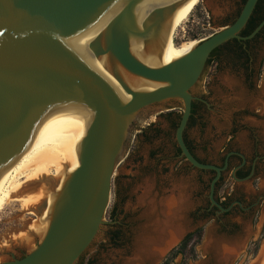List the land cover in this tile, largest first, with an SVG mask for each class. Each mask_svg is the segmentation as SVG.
<instances>
[{"label":"water","instance_id":"1","mask_svg":"<svg viewBox=\"0 0 264 264\" xmlns=\"http://www.w3.org/2000/svg\"><path fill=\"white\" fill-rule=\"evenodd\" d=\"M188 1L0 0V177L25 145L60 129L91 127L81 144L80 166L61 190L55 178H47L54 202L45 237L35 238L33 250L21 241L3 248L1 264H78L106 224L115 171L135 125L177 102L183 106L175 133L180 158L215 173L211 207L230 211L215 199L228 162L220 168L197 160L185 131L198 100L193 90L211 55L233 40L254 38L264 20L249 36L240 35L260 1L247 0L234 22L164 66L169 25ZM40 184L28 183L23 195L38 192ZM45 206L33 211L37 217Z\"/></svg>","mask_w":264,"mask_h":264},{"label":"rangeland","instance_id":"2","mask_svg":"<svg viewBox=\"0 0 264 264\" xmlns=\"http://www.w3.org/2000/svg\"><path fill=\"white\" fill-rule=\"evenodd\" d=\"M243 6L244 0H201L175 35V44L191 40L199 43L209 38L219 31V26L232 23ZM211 10L222 12L221 16H213ZM263 58L264 43L255 52V75L248 81L242 66L223 54L219 61L207 64L193 90L198 98L194 101L198 112L185 131V140L202 163L223 168L226 157L230 158L215 193L216 201L221 205L226 203L225 208H231L230 211L220 212L211 207L208 195L215 174L194 169L180 158L175 125L179 124L183 106L180 102L168 105L167 108L173 109L149 112L135 125L115 171L111 200L104 215L106 224L78 264H162L166 260L170 264H219L213 262L215 251L213 256L202 250L207 237L226 234L225 231L236 234L245 223L253 232L243 260L253 262L264 258V112L257 99L264 87V68L259 66ZM235 155L247 159L253 170L249 177L234 178L233 171L240 163ZM174 194L183 203L178 213L185 208L191 221L188 232L203 229L195 254L189 250L185 254L177 253V244L153 262L137 261L136 243L148 222L144 215L147 205L153 198L161 203L163 199L174 198ZM180 196H185L184 200ZM28 210L15 201L0 212V252L25 242L30 232H34L32 226L37 216ZM227 213L240 217V225H224L229 218ZM211 219L210 225L214 227L209 235L206 223ZM25 250L28 251L26 245ZM4 260L0 255V264Z\"/></svg>","mask_w":264,"mask_h":264},{"label":"bare ground","instance_id":"3","mask_svg":"<svg viewBox=\"0 0 264 264\" xmlns=\"http://www.w3.org/2000/svg\"><path fill=\"white\" fill-rule=\"evenodd\" d=\"M200 1L189 0L169 25V35L162 48L164 66L183 58L199 44L191 40L176 45L174 40L183 22ZM261 96L264 100V89ZM260 100L261 98L258 99ZM90 128H66L47 134L25 145L23 150L6 164L0 177V212L15 201L24 209H29L28 212L32 214H35L33 211L38 212L46 205L45 212L41 217L36 218L32 226L34 236L25 239L29 250L36 248L35 238L39 241L43 240L49 227L54 194L47 178H55L56 191L61 190L68 174L73 173L80 166L81 144ZM35 181L41 182L38 192L24 196L26 185ZM17 196L19 197L16 198ZM182 204L179 199L166 198L161 203L155 198L151 199L144 212L148 219L147 225L142 228L136 243L137 261L157 260L182 236L185 228L181 222L182 212L178 213Z\"/></svg>","mask_w":264,"mask_h":264},{"label":"crops","instance_id":"4","mask_svg":"<svg viewBox=\"0 0 264 264\" xmlns=\"http://www.w3.org/2000/svg\"><path fill=\"white\" fill-rule=\"evenodd\" d=\"M173 197L174 198L172 197L171 198L176 199L175 194ZM180 198L184 200L183 198H185V196L183 197L180 196ZM230 215L231 214H229V218L226 220V222L222 220V222L225 223L224 225L228 223L240 225L242 219L240 217L234 218ZM212 221L213 220H209L206 223V225L209 226L208 228L209 235L211 233V229L214 227L210 225ZM182 223L185 226L184 233L182 235H184L185 237V235L189 233L188 231L191 229V221L186 215L185 208L182 211ZM252 232H253V228L249 226L248 223H245L243 224L241 231H239L236 234L229 235L227 233L226 234L223 233L221 235L216 234V236L210 235L207 237V240L203 244L202 250L204 252L208 251L205 254H209V255L211 254L213 256L215 251L216 256L213 262L219 264H229L233 261L234 264H264L263 257L255 259L253 262L250 260L248 262L243 260V258H245V254H246L245 252L250 242Z\"/></svg>","mask_w":264,"mask_h":264},{"label":"flooded vegetation","instance_id":"5","mask_svg":"<svg viewBox=\"0 0 264 264\" xmlns=\"http://www.w3.org/2000/svg\"><path fill=\"white\" fill-rule=\"evenodd\" d=\"M239 14H238V16H239ZM255 16L256 17L264 16V0H261V2L259 3V9H258V11H257V13H256ZM263 20H264V18H263ZM245 29H246V27H245ZM244 30L242 32H244ZM242 32L240 34L241 36H243L242 35L243 34ZM243 37H247V36H243ZM262 43H264V27H263V29L254 38H252L250 40H246V41H243V40H235L234 41L233 40V41H231V42L223 45L222 47H220L219 49H217L211 55L210 60H212V61L218 60L219 61L221 55L224 54L229 59H231V61L239 63V65H241L242 68H243V70H244V73L246 75L247 80L248 81H252V79L254 78V75H255V69H254V66H253L254 65L255 52L259 49V45L262 44ZM210 60H209L208 63H210ZM259 66H260V68H264V58L260 62ZM258 87H261V85H259ZM263 89H264V87H262V89H261L260 93L258 94L257 98H261L262 101L260 100L261 101L260 104L262 105V109H263V112H264V104H263L264 100H263V98L261 96ZM193 104H197V103L194 102ZM194 117H195V115H194ZM235 156L238 157V158H240V163L237 165V167H239V168L236 170V175L238 177H241V179L242 178L249 177L251 171H253V170L251 169L250 166H248L247 159H245V161H244L239 155H235ZM229 159L230 158L226 157V159L224 160L223 167L226 165V161L228 162V166H229V164H230V162H229L230 160ZM212 173H214V172H212ZM222 205H224V207H225L226 206V203H224V204L222 203ZM206 214L207 213L205 212V217L207 218ZM229 214L230 213H227L226 216H228ZM211 220H213V219H211ZM194 232L187 233L185 235L184 239L179 243V246L181 245V243H183V241H185V239L190 234H192ZM225 232L226 233H230L232 231H225Z\"/></svg>","mask_w":264,"mask_h":264},{"label":"trees","instance_id":"6","mask_svg":"<svg viewBox=\"0 0 264 264\" xmlns=\"http://www.w3.org/2000/svg\"><path fill=\"white\" fill-rule=\"evenodd\" d=\"M247 0H244V4L246 3ZM261 2V0L258 2L257 6H256V9L252 15V17L250 18L247 26H246V29L244 30V32H242L243 36H248L249 34H251L259 25L260 23L262 22L264 16H261V17H256V13L259 9V3ZM235 41V40H234ZM210 62H212V60H210ZM197 105L196 104H193V110H192V116L190 118V122H189V125L193 122L194 120V115L197 114ZM176 128L178 126V124L175 125ZM187 143V142H186ZM188 145V143H187ZM189 149L191 150L190 146L188 145ZM178 150V154H180V150L177 148ZM192 152V150H191ZM202 237H203V229H199L197 231H195L194 233L190 234L186 239L185 241H183V243H181V245L178 247L177 249V253L179 254H185V252L187 250H189V252H191V254H195V246L198 245L201 240H202ZM163 264H170V261L167 260L166 262H164Z\"/></svg>","mask_w":264,"mask_h":264},{"label":"built area","instance_id":"7","mask_svg":"<svg viewBox=\"0 0 264 264\" xmlns=\"http://www.w3.org/2000/svg\"><path fill=\"white\" fill-rule=\"evenodd\" d=\"M228 195H230V194H228ZM222 200H225V196L222 197Z\"/></svg>","mask_w":264,"mask_h":264}]
</instances>
